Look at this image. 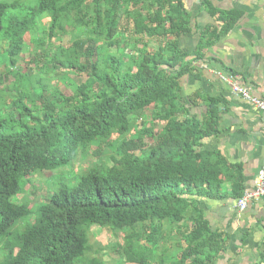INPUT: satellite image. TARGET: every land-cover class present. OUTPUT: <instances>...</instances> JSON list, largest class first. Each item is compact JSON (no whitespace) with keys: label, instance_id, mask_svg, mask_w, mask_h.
I'll return each mask as SVG.
<instances>
[{"label":"trees","instance_id":"1","mask_svg":"<svg viewBox=\"0 0 264 264\" xmlns=\"http://www.w3.org/2000/svg\"><path fill=\"white\" fill-rule=\"evenodd\" d=\"M184 12L180 0H0V69L10 70L0 76V264H79L96 227L127 234L128 264H214L227 250L197 217L194 197L220 198L227 171L202 150L219 131L218 100L200 120L180 94L193 71L179 49L190 31ZM219 19L227 26L203 36L197 60L235 22ZM146 39L160 41L159 51ZM27 50L36 54L23 73ZM9 76L21 85L17 97L2 88ZM71 77L85 79L71 96L48 81ZM148 109L152 122L135 124ZM94 148L101 163L63 181L37 212L18 199L38 172L72 167Z\"/></svg>","mask_w":264,"mask_h":264},{"label":"crops","instance_id":"2","mask_svg":"<svg viewBox=\"0 0 264 264\" xmlns=\"http://www.w3.org/2000/svg\"><path fill=\"white\" fill-rule=\"evenodd\" d=\"M180 1L190 31L180 39L179 49L193 68L180 80V94L192 106L191 114L200 120L206 117L211 100H218L219 131L203 141L202 150L212 152L227 171L220 198L194 197L200 208L197 217L202 213L228 245L214 264H264V199L253 202L242 213L236 208L239 199L233 188L242 180L245 190L253 189L264 166V111L235 94L221 77L233 78L264 100V0ZM211 7L219 14L214 16ZM228 14L235 20L233 27L204 52V60H197L203 36L220 33L227 25L219 17ZM146 42L159 51L160 41ZM121 51L127 56L133 54L125 44Z\"/></svg>","mask_w":264,"mask_h":264},{"label":"rangeland","instance_id":"3","mask_svg":"<svg viewBox=\"0 0 264 264\" xmlns=\"http://www.w3.org/2000/svg\"><path fill=\"white\" fill-rule=\"evenodd\" d=\"M40 38H42V34H40L37 38L34 37L33 39L29 38V36H26V42H28V44L30 45H33L36 44L39 41L38 39ZM109 51L110 50H105V52L103 51L104 55L107 56ZM35 54L36 52L32 50H27L23 54L20 61V67L23 73H28L29 69L31 68V65H29V63L35 56ZM8 71H10L8 66H3L0 69V76L7 75ZM37 72H39V70L36 68L34 70V73ZM48 81H50L52 85L60 88L62 94H64L65 96H71L73 93V85L75 83L81 84L85 82V79L71 77L69 83H66L67 81L65 82V80L62 79L59 82L54 79H49ZM5 86L9 87V90L12 89L10 88L12 86L16 88V90L10 91L14 97H17L21 92V85L14 76H9L6 80H4V86H2V88H4ZM152 115L153 110L148 109L140 118L134 116L132 117V119L134 123H138V125H140V123L142 122L151 123L153 120ZM159 126L160 125H158L157 129H159ZM129 138H131V136H129ZM145 141L147 143H153L147 138L145 139ZM95 149L96 148L90 151L87 157L82 155L72 167L68 166L52 172H38V174L32 178V184H28L23 195L18 199L29 204L31 209H33L34 212H37L35 208L43 203H47L52 194H54L59 189L60 184H64L62 183L63 181L74 183L77 176L88 171L93 166V162L95 164L101 163V159L94 156ZM26 223L19 224V231L26 229L23 228V226H26ZM166 228L168 229L167 226ZM99 229L100 228L96 227L90 231V245L92 250L90 254H88L87 258L84 261H81L79 264H89L93 261L100 262L101 264H128L124 255L127 234L114 232L113 230ZM166 232V237H168L170 235L169 230ZM166 245H168L169 253L171 254V246L174 244H171L170 240ZM156 254L157 256H161L162 248L158 250ZM1 260L2 258L0 257V262Z\"/></svg>","mask_w":264,"mask_h":264},{"label":"built area","instance_id":"4","mask_svg":"<svg viewBox=\"0 0 264 264\" xmlns=\"http://www.w3.org/2000/svg\"><path fill=\"white\" fill-rule=\"evenodd\" d=\"M222 79H225L232 86V90L235 94L240 96L243 100L250 102L258 109L264 111V100L256 97L251 90L244 86H240L236 84L232 79L233 78H225L226 76H222ZM264 199V166L261 168L259 172V176L256 182V185L253 189L245 190L243 196L237 202L236 208L240 212H246L250 205L253 202L260 201Z\"/></svg>","mask_w":264,"mask_h":264}]
</instances>
